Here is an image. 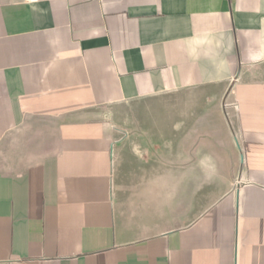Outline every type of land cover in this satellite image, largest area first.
<instances>
[{
  "label": "crops",
  "instance_id": "crops-1",
  "mask_svg": "<svg viewBox=\"0 0 264 264\" xmlns=\"http://www.w3.org/2000/svg\"><path fill=\"white\" fill-rule=\"evenodd\" d=\"M0 264H264V0H0Z\"/></svg>",
  "mask_w": 264,
  "mask_h": 264
}]
</instances>
